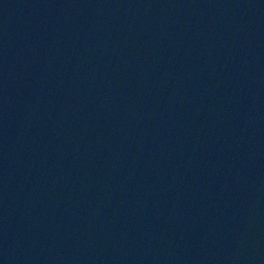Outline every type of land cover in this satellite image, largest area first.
<instances>
[{
	"label": "water",
	"instance_id": "obj_1",
	"mask_svg": "<svg viewBox=\"0 0 264 264\" xmlns=\"http://www.w3.org/2000/svg\"><path fill=\"white\" fill-rule=\"evenodd\" d=\"M0 264H264V0H0Z\"/></svg>",
	"mask_w": 264,
	"mask_h": 264
}]
</instances>
